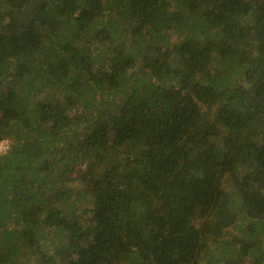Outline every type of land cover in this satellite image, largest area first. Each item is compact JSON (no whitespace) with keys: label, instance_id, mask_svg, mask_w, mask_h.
<instances>
[{"label":"trees","instance_id":"obj_1","mask_svg":"<svg viewBox=\"0 0 264 264\" xmlns=\"http://www.w3.org/2000/svg\"><path fill=\"white\" fill-rule=\"evenodd\" d=\"M1 141L0 264H264V0H0Z\"/></svg>","mask_w":264,"mask_h":264},{"label":"built area","instance_id":"obj_2","mask_svg":"<svg viewBox=\"0 0 264 264\" xmlns=\"http://www.w3.org/2000/svg\"><path fill=\"white\" fill-rule=\"evenodd\" d=\"M6 146H7V142L6 141H1L0 142V154L2 153V152H5L6 151ZM8 147V146H7Z\"/></svg>","mask_w":264,"mask_h":264},{"label":"water","instance_id":"obj_3","mask_svg":"<svg viewBox=\"0 0 264 264\" xmlns=\"http://www.w3.org/2000/svg\"><path fill=\"white\" fill-rule=\"evenodd\" d=\"M231 176H232V178L234 179L235 183L237 184V181H236V179H235V177H234V175H233L232 173H231ZM208 217H209V215L205 218V220H204V222H203V224H202L203 227H204V225H205V223H206ZM261 217H264V215H261Z\"/></svg>","mask_w":264,"mask_h":264}]
</instances>
